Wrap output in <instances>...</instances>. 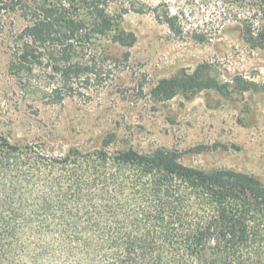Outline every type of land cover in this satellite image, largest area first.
<instances>
[{"label":"trees","instance_id":"16d2710c","mask_svg":"<svg viewBox=\"0 0 264 264\" xmlns=\"http://www.w3.org/2000/svg\"><path fill=\"white\" fill-rule=\"evenodd\" d=\"M1 3L27 23L14 68L33 73L46 60L47 73L67 82L135 45L136 35L122 28L131 12L153 11L198 43L234 24L252 49L264 50V0ZM210 89L224 88L196 71L162 80L153 95L169 101ZM46 150L0 134V264H264L257 176L186 165L185 153L140 151L115 133L59 156Z\"/></svg>","mask_w":264,"mask_h":264},{"label":"rangeland","instance_id":"374dc122","mask_svg":"<svg viewBox=\"0 0 264 264\" xmlns=\"http://www.w3.org/2000/svg\"><path fill=\"white\" fill-rule=\"evenodd\" d=\"M157 16L127 14L122 28L136 35L135 45L115 50V58H101L100 66L67 82L47 73L46 60L35 62L33 73L14 68L27 23L0 0V134L44 144L49 155L59 156L70 147L97 146L115 133L140 151L175 149L185 153L186 165L241 171L264 181V50L252 49L234 24L211 42L198 43ZM196 71L223 91L169 101L153 95L162 80ZM197 147L205 149L189 152Z\"/></svg>","mask_w":264,"mask_h":264}]
</instances>
